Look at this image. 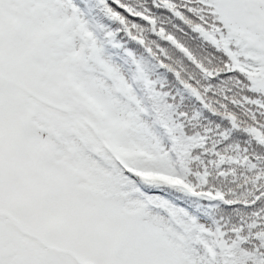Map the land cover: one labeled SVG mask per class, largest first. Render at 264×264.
I'll list each match as a JSON object with an SVG mask.
<instances>
[{
    "label": "snow or ice",
    "instance_id": "1",
    "mask_svg": "<svg viewBox=\"0 0 264 264\" xmlns=\"http://www.w3.org/2000/svg\"><path fill=\"white\" fill-rule=\"evenodd\" d=\"M0 264H264V0H0Z\"/></svg>",
    "mask_w": 264,
    "mask_h": 264
},
{
    "label": "rangeland",
    "instance_id": "2",
    "mask_svg": "<svg viewBox=\"0 0 264 264\" xmlns=\"http://www.w3.org/2000/svg\"><path fill=\"white\" fill-rule=\"evenodd\" d=\"M9 16L13 19V26L16 28L19 36L22 39L27 38L28 36H38L45 39H50L54 38L55 34H59L62 32V26L56 20L49 17L42 11L30 9L20 12L16 9H12L9 12ZM63 82L65 86L71 87L74 93L79 91L78 86L70 79H66ZM87 100L88 102H90V104L95 105L98 111H101L99 105L96 104L94 100H92L90 97H88ZM106 124L108 128L106 138L109 141L110 147H113L114 150H119L117 146L112 142L111 123L106 122ZM124 154L127 155L128 153L125 152Z\"/></svg>",
    "mask_w": 264,
    "mask_h": 264
},
{
    "label": "trees",
    "instance_id": "3",
    "mask_svg": "<svg viewBox=\"0 0 264 264\" xmlns=\"http://www.w3.org/2000/svg\"><path fill=\"white\" fill-rule=\"evenodd\" d=\"M59 34H55L54 38ZM63 83L64 82L50 83L48 81H37L34 87L30 89L33 105L41 114V118L50 115L58 107L68 106V97L73 95L74 92L71 87H67ZM96 110L98 111L97 108ZM96 132L104 138L106 144H109L106 138L108 132L106 122H101V124L96 127ZM142 174L145 176L157 175V173L152 171H144Z\"/></svg>",
    "mask_w": 264,
    "mask_h": 264
}]
</instances>
